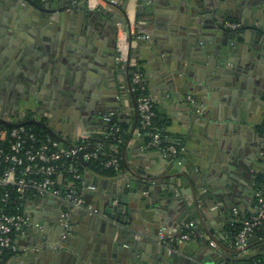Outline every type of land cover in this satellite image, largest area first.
Listing matches in <instances>:
<instances>
[{
    "label": "crops",
    "instance_id": "crops-1",
    "mask_svg": "<svg viewBox=\"0 0 264 264\" xmlns=\"http://www.w3.org/2000/svg\"><path fill=\"white\" fill-rule=\"evenodd\" d=\"M93 1L97 7L88 6V10L102 14L85 18L71 13L52 34L45 35L49 37L45 43L48 49L42 55L38 49L26 51L13 34L7 38L11 28H5V35L0 37V74L9 80L15 75L12 69L16 70L19 81L16 87L4 84L7 106L20 112H39L41 107L36 105V99L40 96L45 101L47 92L48 108H55L51 110L53 113L44 111L42 116L64 126L68 140L78 141L104 134L110 125L105 117L112 114L130 129L123 159L125 154L136 168L157 173L165 154L147 146L135 126L134 103L123 85L122 66L116 61L119 45L129 48L132 37L131 50L135 57L130 61L144 71L150 96L158 112L169 121L166 130L181 141L178 155L189 165V170L185 167L183 170L205 174L212 188L222 191L223 199L218 207L227 206L226 211L217 212L219 221L209 215L204 218L203 231L199 229V219L186 221L193 217L188 206L183 214L174 212L168 227L179 232L188 222H195L200 236L181 246L168 245L174 244L185 253V258L193 261L200 258L204 264L232 263V260L237 264L238 260L264 254V237L255 234L250 237L246 250L239 254L228 251L227 248L236 247L225 230L229 221L242 222L254 215L257 195L264 191V181L260 178L264 173L261 131L264 41L254 29L264 30V0H129L125 6L130 30L115 7L107 11L104 9L108 6L106 0ZM111 1L123 4L122 0ZM58 2L53 0L56 6ZM102 11L110 14L107 16ZM230 15L238 17L233 19L242 24L241 30L227 27V21L224 24ZM231 32L236 36L230 39L227 34ZM23 34L26 36L29 32L24 30ZM145 34L149 35L148 39L143 38ZM40 41H43L42 36ZM21 53L27 55L25 63L19 60ZM23 64L27 65L29 73L23 70ZM30 78L40 82L34 85V97H30L31 91L26 92ZM42 86L45 89L42 90ZM14 92L18 97L15 102ZM102 110H106V116L100 114ZM112 148L117 149V146ZM84 177L97 189L92 191L87 207L76 208V215L68 218L70 228L82 231L74 239L82 256L95 260L96 264H162L158 259L162 253L157 248L161 245L160 225L153 219L152 209L155 206L161 210L171 209L175 205L182 209L187 203L192 204L194 188L179 178L175 186L160 183L149 184L151 187L145 191L138 189L137 197L129 199L132 200L130 205L139 208L140 213L137 221L129 226L134 236L125 237L131 249L124 251L122 245L120 249L113 244L107 231H101L102 224H93L83 214L97 215V207L103 210L108 197L118 200L115 186L121 190L123 179L91 168L85 169ZM128 191L134 193V190ZM56 201L65 203L60 199ZM214 236L226 247L221 252H216L211 245L212 241L216 243ZM20 241L23 248L30 239ZM10 264L29 263L14 259ZM33 264L45 263L38 257Z\"/></svg>",
    "mask_w": 264,
    "mask_h": 264
},
{
    "label": "water",
    "instance_id": "water-1",
    "mask_svg": "<svg viewBox=\"0 0 264 264\" xmlns=\"http://www.w3.org/2000/svg\"><path fill=\"white\" fill-rule=\"evenodd\" d=\"M59 4L56 6L53 3V0L47 2V3H40L37 0H0V37L4 36L5 34V28L10 27L9 34L7 35V38H10L13 34L14 39H18L21 41L22 47L27 51L31 48L33 50H39L41 51L39 55H42L46 52L48 49L46 42L49 41V37L45 36L48 34H52V31H55L58 26H61L64 18H67L71 15V13L78 14L81 16H84L85 18L88 16H100L102 13L100 11H94L89 9L88 10V1L87 0H58ZM108 3V6H106L104 9L110 10L116 8L118 12L122 13L124 18L121 21H124L127 25V30H130V20L129 17L126 15V4L129 0H122L123 4H114L111 0H106ZM112 6H111V5ZM103 14L109 15V12L102 11ZM8 16L10 18H8ZM232 18H238L237 16L230 15V19ZM118 21V20H117ZM228 21V18L224 20L225 22ZM119 22V21H118ZM250 27V26H249ZM12 28L14 30H12ZM224 30H226L223 26H221ZM251 28V27H250ZM15 29H19L20 31L16 32ZM258 32L257 35L260 39L264 41V30L261 28H254ZM28 31L29 35H24L23 31ZM236 32V31H233ZM229 33L227 36L231 39L235 35V33ZM237 34V33H236ZM43 38V41H40V38ZM31 40V41H30ZM129 43V55H128V61L126 63H123L116 59L117 63L122 66L121 71L124 74V82L123 85L125 88H127L128 93H130L132 102L134 103V98L132 96V93L130 92L131 84H130V78L128 75V69L130 67L129 60L132 56L135 55V53L131 50L132 49V37L130 38ZM1 46V45H0ZM22 55V56H21ZM9 56V55H8ZM27 55H23L22 53L19 56V60L21 58V61L25 63L24 59H27ZM135 57V56H134ZM23 70H27V73H29L27 69V65H22ZM125 70V71H124ZM11 72V71H10ZM12 74L14 75L9 78L10 81L15 78L17 79L16 70L14 71L12 69ZM28 85L26 87V92L31 91L30 97H34L35 93V87L36 85H39V81L36 80H30L27 79ZM42 83H44L42 81ZM33 84V85H32ZM35 84V87H34ZM4 88V87H3ZM45 89L44 86H42V90ZM11 95H12V91ZM43 93V91H41ZM1 93H4L2 96ZM46 96L45 101H42L40 96L36 99V105L41 108L39 112L36 113L35 116L30 115L33 113V111L30 110L28 113V117L25 115H19L18 113L13 115V117H6L0 114V124L8 127H15V126H22V125H35L37 127L42 128L45 130L51 137H53L55 140L59 142V147L63 148L66 145L68 147H77L78 140H68L65 136L66 131H64V126H58L54 123L53 118H48L46 120H42V115L44 111L46 112H52L51 110L55 108H48V105L50 104V96L47 92L44 93ZM0 96H2L1 99L5 100V97L7 96L5 90H3L0 86ZM9 96V95H8ZM11 99V96H9ZM9 99V100H10ZM18 97L16 96V93L14 92V98L13 101H17ZM193 102V101H192ZM61 106V105H59ZM37 107V108H38ZM117 111V110H116ZM53 113V112H52ZM96 114V113H95ZM93 114V115H95ZM101 115L106 116L107 112L101 111ZM137 115V113H136ZM96 118V117H94ZM74 131V130H73ZM78 157L80 158L81 162L83 163V166L85 168L88 167V162L84 160L81 153H78ZM164 163L162 165V168L160 167L158 172H150L143 168H136L133 164H131L125 154H124V168L116 175H114L116 178L123 179L121 182V190L115 186L114 194L118 196V200H112L111 198H107V201L105 203L104 209L101 210L100 207H97V215L90 214L89 212H83V214L91 220L93 224H96L97 222L99 224H102L100 226L101 231L104 229L107 231L111 238L113 239V244L116 245V247H124L125 250L131 249V244L129 240H125L126 236L133 237L134 234L130 231L129 226L131 227L136 221L138 213L137 209L139 208L134 207L133 205H130V201H132L131 197H137L138 189H141V191H145L146 188H149L150 185L154 184H165V185H176V181L180 178L182 179V182L186 185H190L194 188V196L192 197V204L187 203L188 205H184L182 209L178 208L176 205L172 206L170 209L159 208V206H155L152 209L153 212V219L156 223L160 225L158 229V233L160 231V228L162 226H171L170 224V218L172 217V214L174 212H183L186 211V207L190 209L192 212L193 217H190L188 220H191L192 218L199 219L200 223H198L199 229L203 231V221L204 218L209 216H212L216 218L217 221L220 219L216 215L219 210H227L226 205H219L220 201L223 199L222 197V191H218L214 188H212L211 183L208 181V178L205 174H198L196 171H193L191 173H188L186 170H183V167L189 168V165L186 164L185 160L182 159L180 155H168L164 157ZM92 169V168H91ZM189 170V169H188ZM92 171V170H91ZM155 173V174H154ZM196 188V189H195ZM134 190V193L128 191ZM85 200L86 203L91 202L89 199L92 196V191L88 188L84 189ZM154 203L155 201L152 200ZM226 202V200H225ZM30 208L26 210V215L28 216L30 222L32 224L38 223L40 225L39 229H42V233L39 236H36L34 233V228L27 231L26 234L21 235L19 239L17 240V243L20 247L22 242L20 239L29 240L28 242L24 243L23 248H19L17 255L13 260H24L28 261L29 264H33L34 260H36L38 257L41 258L43 263L45 264H96L95 260H89L82 256L79 248L75 246L74 239L80 232L79 229H66L64 226L62 229H55L57 226V223L52 219L54 217L53 212L58 208L63 209L62 213L66 214L68 213V217H73L76 215L78 210L76 208H73L70 206L69 203H58L55 199H44L40 196H36L34 199L29 200ZM174 208V209H173ZM58 211V210H57ZM141 214H145L144 210H140ZM95 228V227H93ZM48 229H54L53 236L48 237L46 235V231ZM35 238V243L33 240ZM166 238V237H165ZM216 241V246L214 247V250L216 252H221V249H225L224 245L221 243L220 239L217 236L213 237ZM94 241V242H93ZM93 243L95 245V239H93ZM251 241V238H249V242ZM161 245H158V252L160 251L162 253V257L158 256V259L161 260L162 264H204L205 262L197 258L196 261L190 260L185 258V253L182 251H179V247H174V244L171 246L168 245V241L166 239L161 240L159 242ZM130 244V245H129ZM233 245V243H231ZM31 246V247H29ZM93 246V245H92ZM91 246V247H92ZM157 245H155L156 248ZM165 246H170L169 249ZM176 246V245H175ZM181 246V245H177ZM95 247V246H93ZM117 248V249H118ZM121 249V247H120ZM119 249V250H120ZM247 248H235V249H229L228 251L233 252L235 254H239L242 251L246 250ZM182 252V253H180ZM158 254V253H157ZM229 260H232L229 258ZM221 264H235L232 260V263H221Z\"/></svg>",
    "mask_w": 264,
    "mask_h": 264
},
{
    "label": "built area",
    "instance_id": "built-area-1",
    "mask_svg": "<svg viewBox=\"0 0 264 264\" xmlns=\"http://www.w3.org/2000/svg\"><path fill=\"white\" fill-rule=\"evenodd\" d=\"M47 3L51 0H38ZM90 8H95L93 0H87ZM96 3V2H95ZM239 23L227 21L226 26L236 28ZM143 38L148 39L145 34ZM129 48L119 45L117 59L123 63L128 61ZM131 76L132 88L130 92H136L134 98V110L139 116L140 132L146 131L150 140L147 146L158 149L165 155H178L180 149L175 145L163 144L161 134L155 131L153 118L156 115L154 101L152 100L144 73L136 63ZM112 114L105 119L112 123ZM119 131V127L116 128ZM264 137V131H263ZM89 144H77V147H59V142L53 137L42 139L28 128L27 125L15 127H0V264H10L17 255L19 245L17 240L30 229L42 228L38 223L32 224L26 215L29 208V200L40 196L44 199H60L69 203L73 208L87 207L84 189L95 191L97 186L86 182L84 175L78 172L74 166L69 170L74 172V178L81 179L83 190L78 192L74 186V180L67 174L68 168L63 163L66 156L74 157L81 153L84 160L100 159L103 152L102 143H97L91 150ZM105 167L119 168L118 158H111L105 163ZM68 213L62 215L63 225L69 229ZM241 229L235 234L233 244L236 248H246L249 238L256 230H264V191L257 195V212L250 218L242 221ZM200 236L195 222H188L180 231L163 226L159 231V238L166 239L169 243L183 245ZM166 237V238H165ZM213 247L215 242H211ZM13 252L14 256L9 262L3 263L2 255ZM241 264H260L256 261H243Z\"/></svg>",
    "mask_w": 264,
    "mask_h": 264
},
{
    "label": "trees",
    "instance_id": "trees-1",
    "mask_svg": "<svg viewBox=\"0 0 264 264\" xmlns=\"http://www.w3.org/2000/svg\"><path fill=\"white\" fill-rule=\"evenodd\" d=\"M38 1V0H37ZM134 70L133 66H130L128 69V75L130 78V84H131V88H132V82H131V76H132V72ZM142 70V69H141ZM142 72L144 73V71L142 70ZM132 96L133 98L136 97V92H132ZM154 110L156 112V115L153 118V125L155 127V131L159 132L161 134L162 137V141L163 144L166 145H175L176 147H178L180 149L181 147V141L172 136L167 130V125L169 124L168 119L161 115L158 110L157 107L154 103ZM135 126L138 127L139 126V116L137 114V119L135 122ZM0 127H4V125L0 124ZM28 128H32V130H34L40 138L42 139H47L48 137H50V135L43 130L40 127H37L35 125H27ZM119 127V131L116 130V128ZM143 132H141L142 137L144 139V142L147 144V142L150 140V137L147 136L146 131L142 130ZM261 131H264V123L261 125ZM130 136V129H129V125L119 121L116 117H113L112 119V123H110V125L108 126V128L106 129V132L102 135L96 136V137H88L82 140L78 141V144H89L90 148L87 150H83L82 153H85L86 151L91 150L97 143H102L103 145V152L100 155V159H94V160H89L88 161V167L95 169L99 172H101L102 174H106V175H110V176H114L116 174H118L123 168H124V159H123V150L125 147V144L128 140ZM116 145L117 149H113L112 146ZM118 158L119 160V168L115 169L113 167H105V162L107 160H110L111 158ZM63 163L66 165V167L68 168V176L70 178H72L74 180V186L76 188V190L78 192L83 190V184H82V180L81 179H76L74 178V172L69 170L70 165L74 166L75 168H77L78 172L81 173L82 175H84V171H85V167L83 166V163L81 162L80 158L78 156H74V157H70V156H66L63 159ZM261 180L264 181V173L262 175H260ZM243 223L240 221H236V220H232L229 221L228 224H226L225 226V230L227 231L228 235L230 236V239L234 240V236L235 234L241 229ZM256 236L258 237H264V230L260 229V230H256L254 233ZM14 256L13 252H6L2 255L3 258V263H7L10 261V259H12V257ZM243 261H256L260 264H264V254H258L254 257H251L250 259L247 260H238L237 264H241Z\"/></svg>",
    "mask_w": 264,
    "mask_h": 264
},
{
    "label": "flooded vegetation",
    "instance_id": "flooded-vegetation-1",
    "mask_svg": "<svg viewBox=\"0 0 264 264\" xmlns=\"http://www.w3.org/2000/svg\"><path fill=\"white\" fill-rule=\"evenodd\" d=\"M229 21H232V22H237V23H239L238 24V26H236V28H233V29H235L236 31H239V30H241L242 29V24L240 23V22H238L237 20H235V19H229ZM17 82H19L18 81V79H16L15 78V80L13 79L12 81H9L8 79L6 80V79H4V77L0 74V86H1V88L3 89V87H4V84L5 85H7V86H9V84L11 85V84H13L15 87L17 86ZM21 83V82H20ZM35 85V84H34ZM31 86V85H30ZM2 94V96L4 95V93H1ZM2 96H0V114L1 115H3V116H6V117H10V115H11V117H13V115H15V114H19V115H25V116H27L28 117V113L30 112L29 110H27V111H24V112H20L19 110H17V109H14V108H11V106L9 107V105L7 106V104L5 103V100L4 99H1L2 98ZM4 107V108H3ZM9 107V108H8ZM8 108V109H7ZM36 115V113H32L31 115H30V117L31 116H35ZM42 120H46L45 119V117H43L42 116ZM58 210V209H57ZM57 210H55V212H53V214H54V217L52 218L56 223H57V226L55 227V229H62L63 228V220H62V215H63V213H62V210L63 209H59L58 211ZM53 231H54V229H48L47 231H46V235L48 236V237H51V236H53ZM34 233L36 234V236H39L41 233H42V229H35L34 230Z\"/></svg>",
    "mask_w": 264,
    "mask_h": 264
}]
</instances>
